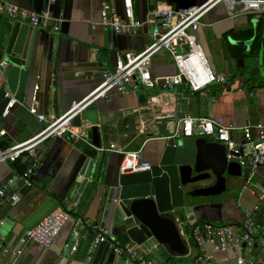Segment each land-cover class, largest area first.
<instances>
[{
	"label": "crops",
	"instance_id": "0c3cea01",
	"mask_svg": "<svg viewBox=\"0 0 264 264\" xmlns=\"http://www.w3.org/2000/svg\"><path fill=\"white\" fill-rule=\"evenodd\" d=\"M0 1L32 10L33 0ZM131 1L134 18L144 21L157 6L182 9L204 4L207 0ZM103 2H109L124 18L123 0H46V11L59 22L58 31L50 32L52 23L39 27L19 101L22 105L14 104L0 119V131L5 132L0 136V144L10 147L24 142L43 128V123L29 113L31 107L38 114L54 118L62 116L71 102L83 100L100 84L104 63L112 70L117 54H136L146 47V26L128 37L116 35L99 24ZM197 39L211 70L229 76V83L213 84L203 94H191L182 89L138 90L96 101L90 108L95 121L82 119L80 132L91 142V127H97L100 146H94L95 149L67 136L41 143L34 156L25 154L21 160L24 163L29 159L28 168L34 166L32 187L19 183L22 181L20 174L12 163L0 164V188L9 185L8 194L16 193L20 197L16 204L7 199L0 200V259L3 262L9 260L10 251L20 247L26 230L60 207L69 210L70 218L51 248L43 250L29 243L19 264H88L89 245L96 234L91 227L94 224L110 229L120 244L133 245L126 237L118 235L119 231L111 227L110 217L106 215L110 198L114 202L118 196L117 182L123 161L121 153L109 150L110 144L125 152L140 151L142 159L152 164L163 140L174 136L184 117H206L234 125L237 129L230 133V138L237 144L243 140L239 128L247 121L264 123V15H231L224 4H219L203 17ZM234 42H246V45L241 47ZM238 59L243 60L242 66L237 65ZM150 71L157 77L173 75L176 69L171 58L162 54L152 59ZM245 75H249L248 78ZM193 136L206 139L196 128ZM86 150H93L95 155L89 157ZM88 161L89 171L84 170ZM206 161L209 163L208 159ZM80 174L88 175L84 186L78 182ZM251 177L253 183L225 175L226 188L219 191L221 199L216 203H201L204 198L197 194L195 200L198 203L193 215L198 224L241 228L245 212L254 211L258 206L253 214L257 234L251 246L214 252L211 245L205 244L201 247L202 258L209 255L212 263L236 264L240 255L264 257V168L257 169ZM213 183L212 176L193 188H204ZM78 217L85 220L88 228L79 230L70 241ZM185 229L184 238L189 239L191 226L185 225ZM67 243L71 248L65 253ZM111 251L109 248L102 264H107ZM188 252L186 257L174 256L173 260L168 252H164L161 254L165 260L163 264L193 262L198 250L193 247ZM144 255L156 259L151 254ZM109 264L129 263L125 256H115ZM198 264L204 263L199 261Z\"/></svg>",
	"mask_w": 264,
	"mask_h": 264
},
{
	"label": "built area",
	"instance_id": "2783aa9c",
	"mask_svg": "<svg viewBox=\"0 0 264 264\" xmlns=\"http://www.w3.org/2000/svg\"><path fill=\"white\" fill-rule=\"evenodd\" d=\"M219 4H224L230 10L231 15H264V0H207L204 4L182 9L157 6L148 13L144 21H139L133 16L131 0H123L124 18L118 15L109 2H103L100 11V25L108 27L116 35L128 37L135 35L146 26L148 44L136 54L131 52L117 54L112 70H109L107 64L104 63L100 70V84L83 100L71 102L70 108L62 116L54 118L38 114L35 108L31 107L29 113L43 123V128L24 142L0 148V164L13 163L25 154L34 156L41 143L63 136L95 148L81 135L80 127L74 126L73 122L76 117H82L83 113L90 109L96 101L110 100L114 94L128 95L138 90L174 91L176 89H182L191 94H203L213 84L226 85L229 83V76L216 74L211 70L204 50L197 39V31L203 17ZM0 16L12 22L28 24L31 27H45L46 24L52 23L50 32L58 31V20H53L47 11L37 14L32 10L0 1ZM162 54L171 58L176 72L173 75L154 77L150 71L151 61L155 56ZM5 66L6 62L0 60V74ZM5 96L9 97L10 101L4 110V115L14 104L22 105L8 93ZM195 128L206 139L223 144L228 151V159L238 162L242 168L248 169L250 174L259 168H264V123L247 121L239 128L243 133V140L237 144L230 138V133L237 129L234 125H225L221 120L216 121L206 117L187 116L180 120L179 128L171 138L191 137ZM4 134V131H0V136ZM109 150L123 155L120 174H132L150 169V163L142 159L140 151L125 152L115 144H110ZM33 167L31 166L20 174V179L28 188L33 185L31 179ZM79 178H84L83 174H80ZM9 187V185H4L0 188V200L7 199L10 203L16 204L20 197L16 193L8 194ZM257 210L258 206H255L254 211L245 212L246 218L241 228L214 227L206 223L197 224L193 227V240L200 247L205 244L211 245L214 252L251 246L253 236L257 234L253 217ZM69 218L70 213L66 207H60L46 215L34 227L25 231L20 240V247L10 251L8 261L3 262L0 259V264H19V258L29 243L43 250H49ZM91 227L96 234L89 245L88 264H92V254L100 244H108L115 256H125L129 264H159L156 259L145 256L137 246L117 242L110 229L97 224ZM84 228H88V225L83 218L78 217L70 241H73L78 231ZM70 248V243H67L65 253H68ZM199 261L204 264H217L211 262L209 255L204 258L200 257L194 262H177L176 264H198ZM236 264H264V257L240 255L236 258Z\"/></svg>",
	"mask_w": 264,
	"mask_h": 264
},
{
	"label": "water",
	"instance_id": "95a60500",
	"mask_svg": "<svg viewBox=\"0 0 264 264\" xmlns=\"http://www.w3.org/2000/svg\"><path fill=\"white\" fill-rule=\"evenodd\" d=\"M45 3L46 0H33L32 10L37 14L46 12ZM38 29L25 23H6L0 16V59L6 62L0 74V119L5 116L3 113L10 101L5 96L7 93L18 101L22 99ZM234 44L244 47L246 42ZM237 65L242 66L243 60L238 59ZM82 119L94 122L95 115L88 109L82 117L75 118L74 126L80 127ZM91 142L96 148L100 146L95 126L91 127ZM227 155L228 151L223 144L208 142L204 138L191 136L164 139L148 171L120 174L117 182L118 196L114 202L110 198L106 206L111 227L142 253L155 257L159 264L165 261L161 257L164 252H168L173 260L174 256L186 257L193 247L199 252L193 260L196 261L201 257V247L192 236L193 227L198 224L193 215L198 203L195 200L197 194L204 198L201 203L219 201V191L226 188L225 175L254 182L249 170L229 160ZM89 163L84 170L89 171ZM212 176L214 183L210 186L193 188ZM87 177L85 174L78 182L84 186ZM19 183L24 184L23 181ZM185 225L191 226L189 239L184 238ZM108 252L109 245L100 244L94 252L92 264H102ZM114 258L111 251L107 264L113 263Z\"/></svg>",
	"mask_w": 264,
	"mask_h": 264
},
{
	"label": "trees",
	"instance_id": "16d2710c",
	"mask_svg": "<svg viewBox=\"0 0 264 264\" xmlns=\"http://www.w3.org/2000/svg\"><path fill=\"white\" fill-rule=\"evenodd\" d=\"M0 148H7V146H6V145H2V144H0ZM86 154H87L89 157H93V156L95 155V153H94L93 150H92V151H91V150H86ZM23 157H24V155L21 156V157H20L18 160H16L15 162L12 163L15 167H17V170H18L19 174L24 173V172L28 169V167L30 166V161H29V159H27L26 162L21 163V160H22ZM175 264H176V263H175Z\"/></svg>",
	"mask_w": 264,
	"mask_h": 264
},
{
	"label": "rangeland",
	"instance_id": "374dc122",
	"mask_svg": "<svg viewBox=\"0 0 264 264\" xmlns=\"http://www.w3.org/2000/svg\"><path fill=\"white\" fill-rule=\"evenodd\" d=\"M247 62V61H246ZM248 67V66H247ZM245 70L247 69V68H244Z\"/></svg>",
	"mask_w": 264,
	"mask_h": 264
}]
</instances>
